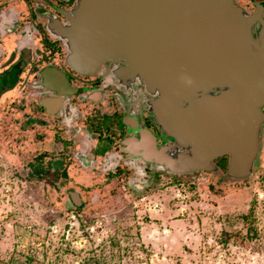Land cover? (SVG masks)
<instances>
[{"label":"rangeland","instance_id":"obj_1","mask_svg":"<svg viewBox=\"0 0 264 264\" xmlns=\"http://www.w3.org/2000/svg\"><path fill=\"white\" fill-rule=\"evenodd\" d=\"M23 80L0 91V264H264V126L248 178H226L224 155L216 172H165L135 190V176L77 163V147V159L90 152Z\"/></svg>","mask_w":264,"mask_h":264},{"label":"water","instance_id":"obj_2","mask_svg":"<svg viewBox=\"0 0 264 264\" xmlns=\"http://www.w3.org/2000/svg\"><path fill=\"white\" fill-rule=\"evenodd\" d=\"M263 15L233 0H76L55 31L74 71L92 74L109 60L120 83L155 94L148 105L162 142L144 132L122 141L124 151L171 174L216 172L226 155L225 177L245 179L264 126ZM58 100L40 104L52 112ZM66 197L81 204L76 190Z\"/></svg>","mask_w":264,"mask_h":264},{"label":"flooded vegetation","instance_id":"obj_3","mask_svg":"<svg viewBox=\"0 0 264 264\" xmlns=\"http://www.w3.org/2000/svg\"><path fill=\"white\" fill-rule=\"evenodd\" d=\"M233 1L246 11L259 5L264 12V0ZM75 2L0 0V91L14 87L24 76L22 83L30 87L28 94L36 108L60 122L63 131H73L65 140L80 145L85 154L90 152L87 158L83 155L77 159V147L72 153L77 163L100 168L111 179L119 174H127V179L135 176L130 181L132 189H142L165 171L145 161L138 152L128 154L122 141H138L148 132L155 146L162 142L163 130L148 105L155 94L136 80L120 83L114 74L118 64L109 60L92 74L78 73L68 65L66 41L55 28L67 23ZM42 99L59 100L49 106L52 112H46L40 104ZM74 190L81 198L82 192L68 189Z\"/></svg>","mask_w":264,"mask_h":264},{"label":"trees","instance_id":"obj_4","mask_svg":"<svg viewBox=\"0 0 264 264\" xmlns=\"http://www.w3.org/2000/svg\"><path fill=\"white\" fill-rule=\"evenodd\" d=\"M218 159L221 160V159H223V157H219ZM45 170H46V169H43V170L41 169V170H40V169H38V168L35 166L34 169H32V170L30 171L29 174H34V175H36V176L39 177V176H42V175L44 174ZM67 191H68V190H67ZM67 191H66V194H67ZM81 200H82V199H81ZM81 204H82V201H81ZM81 204H80V205H81ZM80 205H79V206H80ZM79 206H76V207H79Z\"/></svg>","mask_w":264,"mask_h":264}]
</instances>
